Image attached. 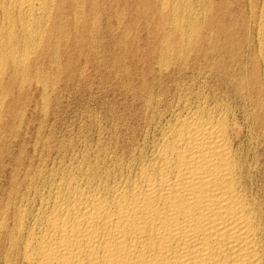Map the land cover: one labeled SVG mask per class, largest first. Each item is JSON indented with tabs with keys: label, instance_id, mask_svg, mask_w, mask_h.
Returning a JSON list of instances; mask_svg holds the SVG:
<instances>
[{
	"label": "bare ground",
	"instance_id": "1",
	"mask_svg": "<svg viewBox=\"0 0 264 264\" xmlns=\"http://www.w3.org/2000/svg\"><path fill=\"white\" fill-rule=\"evenodd\" d=\"M114 22L94 134L24 160L16 92ZM0 264H264V0H0Z\"/></svg>",
	"mask_w": 264,
	"mask_h": 264
},
{
	"label": "rangeland",
	"instance_id": "2",
	"mask_svg": "<svg viewBox=\"0 0 264 264\" xmlns=\"http://www.w3.org/2000/svg\"><path fill=\"white\" fill-rule=\"evenodd\" d=\"M130 15L131 14L126 15L123 20H128V18H130ZM104 22L105 20L102 18L100 24L101 27L99 28H105ZM118 23L114 22L111 28L113 37L112 39L106 38L104 34H100L99 38L96 39L94 34V37L90 36V38H88V41H95V43H97L96 41H99L98 45L94 43L96 46L93 44L91 47L88 45L89 42L86 41L77 44L78 46L75 47L74 45L70 44L65 51V56L67 54V58L72 56L73 57L72 61L68 63L69 65L66 64L64 66L65 70L61 68L59 73L56 72L57 74L52 69H45L43 71V76L46 75L45 77L49 78L45 86L48 93H50L47 97L48 100L43 99V97L41 96L39 97L40 92H37L34 87H31L24 92H16L19 104L15 111L13 123L15 124V126H20L21 124V126L23 125V127L27 124L30 125V132L29 134H27L28 140L24 145V152L21 153V157L24 160L28 161L31 158L30 156L32 155L31 152L33 147L32 144H34L36 134L35 129L39 128L38 126L44 127L43 130L45 131V133L48 132V129L52 128V135L54 139H67L65 141H68V139L70 138L71 140H75L78 135H84L85 132H89L88 135L90 133L94 134V127L90 126H92V122H95V118L98 117L97 115H99V113L102 115L103 109H101V107L103 106L100 105V101L102 99H108V96H105L108 95L112 81L111 79L115 73V70L117 69V66L125 62L126 56L125 52L123 51L130 47V45L132 44L131 41L133 40L134 32L127 30L124 24L119 23L120 25L117 26ZM134 23L138 25L136 21H134ZM70 36L71 34L68 35L67 38L69 39ZM95 53H97L98 55ZM82 66L84 68H80ZM53 75L56 79L53 78ZM44 100L46 102H44ZM43 102L45 103V105ZM46 103L48 106L46 105ZM44 107H47V110ZM43 109H45V111L47 112H44ZM88 112L89 114H87ZM86 118H88V120H86ZM92 119H94V121H92ZM19 122L21 123L19 124ZM65 124L68 126H66ZM86 126H89L90 128ZM91 130L93 132H91ZM63 132L65 133L63 134ZM62 135L65 136V139L64 136L62 137ZM33 161H36V157Z\"/></svg>",
	"mask_w": 264,
	"mask_h": 264
}]
</instances>
